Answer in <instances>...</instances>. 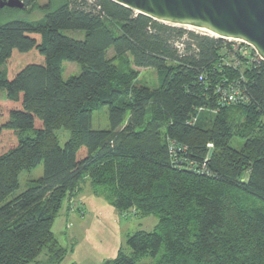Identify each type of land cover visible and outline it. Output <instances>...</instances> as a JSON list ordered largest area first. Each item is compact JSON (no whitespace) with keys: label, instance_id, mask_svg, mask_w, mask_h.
Masks as SVG:
<instances>
[{"label":"trees","instance_id":"obj_1","mask_svg":"<svg viewBox=\"0 0 264 264\" xmlns=\"http://www.w3.org/2000/svg\"><path fill=\"white\" fill-rule=\"evenodd\" d=\"M22 1L45 23L0 7V264L62 263L69 250L53 224L87 179L120 213L159 219L104 264H264V60L252 61L254 49L113 0ZM66 60L81 73L63 79ZM149 67L159 86L136 85ZM225 82L248 100L220 103ZM101 105L109 129L93 127ZM41 162L43 175L9 200Z\"/></svg>","mask_w":264,"mask_h":264},{"label":"rangeland","instance_id":"obj_2","mask_svg":"<svg viewBox=\"0 0 264 264\" xmlns=\"http://www.w3.org/2000/svg\"><path fill=\"white\" fill-rule=\"evenodd\" d=\"M47 0H38L44 4ZM13 19H23L34 24H44L45 14L39 8L22 9L15 13ZM61 32L67 36L83 39L84 30L64 29ZM237 44V43H236ZM110 52H114L110 49ZM112 54V53H110ZM81 65L66 60L63 63L62 77L67 79L81 73ZM140 74L135 80L136 85H147L150 88L159 86V76L154 68H139ZM93 127L95 129H109L108 105H101L93 112ZM59 143L63 146L70 137V131L58 129ZM241 143L237 141L239 146ZM44 164L24 170L19 174V188L8 199L23 193L31 184L43 175ZM91 180L81 182V189L77 199L65 200L61 210L55 218L53 232L59 244L68 248V254L62 264H104L105 261L117 256L120 249L130 251L127 237L138 230L153 231L159 219L156 215L139 216L133 211L120 213L102 194H97ZM74 210V211H73ZM83 211V212H82ZM69 228H68V227ZM46 251V249H45ZM45 251L39 259L45 261ZM144 264H155L152 257H145Z\"/></svg>","mask_w":264,"mask_h":264},{"label":"water","instance_id":"obj_3","mask_svg":"<svg viewBox=\"0 0 264 264\" xmlns=\"http://www.w3.org/2000/svg\"><path fill=\"white\" fill-rule=\"evenodd\" d=\"M135 12L173 25L251 45L264 60V0H113ZM0 7L23 9L22 0H0Z\"/></svg>","mask_w":264,"mask_h":264},{"label":"built area","instance_id":"obj_4","mask_svg":"<svg viewBox=\"0 0 264 264\" xmlns=\"http://www.w3.org/2000/svg\"><path fill=\"white\" fill-rule=\"evenodd\" d=\"M231 41H235L237 43H243L244 45H248L250 47H252L251 45H249L248 43H245L243 41L240 40H234V39H229ZM182 43H177V46L179 48L182 47ZM244 49V46H242ZM253 48V47H252ZM254 49V48H253ZM254 55L251 56L252 61H260L263 60L261 58V56L256 52V50L254 49ZM234 64H238V62H234ZM216 92H218V101L222 104H239V103H243L246 102L248 100L246 93L243 91V89L241 88L240 84H237L235 82H225L221 85H219L216 89ZM211 145V144H210Z\"/></svg>","mask_w":264,"mask_h":264},{"label":"crops","instance_id":"obj_5","mask_svg":"<svg viewBox=\"0 0 264 264\" xmlns=\"http://www.w3.org/2000/svg\"><path fill=\"white\" fill-rule=\"evenodd\" d=\"M75 200L77 199V195H76V197L74 198ZM74 211V210H73ZM68 227V226H67ZM69 228V227H68ZM64 261V260H63ZM63 263V262H62ZM62 263H60V264H62Z\"/></svg>","mask_w":264,"mask_h":264}]
</instances>
